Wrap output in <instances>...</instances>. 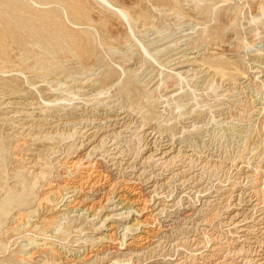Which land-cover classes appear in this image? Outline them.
<instances>
[{"label": "rangeland", "instance_id": "obj_1", "mask_svg": "<svg viewBox=\"0 0 264 264\" xmlns=\"http://www.w3.org/2000/svg\"><path fill=\"white\" fill-rule=\"evenodd\" d=\"M105 1L0 0V264H61L43 242L78 264H215L216 243L253 247L264 236L235 239L261 209L245 196L264 181V0ZM161 145L172 162L144 160ZM124 226L147 244L110 255L102 236Z\"/></svg>", "mask_w": 264, "mask_h": 264}, {"label": "bare ground", "instance_id": "obj_2", "mask_svg": "<svg viewBox=\"0 0 264 264\" xmlns=\"http://www.w3.org/2000/svg\"><path fill=\"white\" fill-rule=\"evenodd\" d=\"M98 1H101V3L103 4V5H105V4H107L106 3V1L105 0H98ZM260 2V1H259ZM259 4V3H258ZM259 13L257 14V15H254V16H252L251 17V21H254V20H257L258 18L257 17H259V16H264V7H261V8H259ZM116 13H118V14H120V15H123L122 14V11H120V10H117L116 11ZM256 24H257V22H256ZM262 29H264V25H261L260 27L259 26H257V27H255V29L254 30H251V33H252V36H253V38H255V37H257L258 36V30H262ZM30 32V31H29ZM28 32V33H29ZM32 33H34V32H32ZM248 34V33H247ZM28 35V34H27ZM262 35H264V34H262ZM4 38V37H3ZM252 38V37H251ZM258 40V39H257ZM259 40H260V38H259ZM255 41V40H254ZM2 42L4 43V41H3V39H2ZM1 43V42H0ZM245 43V42H244ZM2 44V43H1ZM233 44V43H232ZM40 46V45H39ZM234 46V45H233ZM236 46H238V45H236ZM3 48H4V45H3ZM1 49V48H0ZM240 49V48H239ZM2 50V49H1ZM231 50V49H230ZM2 52V51H1ZM40 60V59H39ZM42 61V63H43V59H41ZM35 63V62H34ZM46 63V62H45ZM37 64V63H36ZM35 64V65H36ZM39 65H41V64H39ZM48 65V64H47ZM49 66H50V64H49ZM45 66H43V68H44ZM42 68V67H41ZM212 68L214 69V67L212 66ZM216 68V67H215ZM46 69V68H45ZM48 69V68H47ZM215 71H218V70H215ZM214 73V72H213ZM179 74V73H178ZM215 75V74H214ZM218 76H220V75H218ZM214 77V76H213ZM176 78V77H175ZM166 83V82H165ZM175 85V79H173V80H171L170 82H167V87H173ZM166 86V85H165ZM254 109V108H253ZM255 113V112H254ZM81 119V118H80ZM68 121V120H67ZM71 121V120H70ZM77 122V121H76ZM83 122V121H82ZM67 125V124H66ZM68 126V125H67ZM84 132V131H83ZM91 135V134H90ZM90 138V137H89ZM93 140V139H92ZM91 142V141H90ZM91 144V143H90ZM173 144V143H172ZM171 144V145H172ZM81 145V144H80ZM173 145H175V144H173ZM84 148V147H83ZM92 149H94V148H92ZM79 150V149H78ZM171 149V147H169V146H160L159 148H157V149H155L154 150V152L155 153H153V154H149L148 156H147V158H144V160L146 159V160H151L152 158H154L155 156H158V158H157V160L159 161V160H164V162H163V164H167L168 162H172V160H174V157L175 156H171L170 157V154H172V151H174V150H172ZM179 150V149H178ZM76 151V150H75ZM89 151V150H88ZM80 152V151H79ZM78 152V153H79ZM87 152V151H86ZM186 152V151H185ZM188 152V151H187ZM88 153V152H87ZM177 153V152H176ZM179 153H180V151H179ZM92 154V153H91ZM177 155V154H176ZM184 155H186V154H184ZM183 156V155H182ZM69 157V156H68ZM82 157V156H81ZM191 157V156H190ZM183 158H185V157H183ZM145 160V161H146ZM154 160H155V158H154ZM156 160V161H157ZM178 161V160H177ZM183 161V160H182ZM61 163V162H60ZM88 163V162H87ZM69 164V163H68ZM73 164V167L75 166V167H78V166H80L81 165V160L79 161L78 159L77 160H74V163H72ZM169 164V163H168ZM172 164H174V163H172ZM170 165H171V163H170ZM86 166V165H85ZM88 166V165H87ZM72 167V168H73ZM74 167V168H75ZM166 167V166H165ZM91 170V169H90ZM170 172V171H169ZM184 172V171H183ZM261 172H264V169H262L261 170ZM95 173V172H94ZM86 174V173H85ZM173 175V174H172ZM37 177V176H36ZM194 178V177H193ZM192 178V179H193ZM153 180V179H152ZM182 180V179H181ZM147 181V180H146ZM172 181V180H171ZM86 182H88V181H86ZM98 182V181H97ZM184 182V181H183ZM261 183H260V185H259V187H260V189L259 190H252V191H250V193H249V195H247V196H245L246 197V199H247V201H246V203H250V205L251 204H253V206H252V209H256L257 208V206L258 205H260L259 206V208H261L257 213H258V218H259V220H257V222L256 223H253V225L252 224H250V225H252V226H250V231H247V229L248 228H242V229H245L247 232H246V234H243L242 236H240V237H237L236 239H235V241H238L239 239H242V241H241V243H246L250 238H249V236H251L252 235V233H254L255 232V234L257 233V234H259V236L260 237H258V238H260L261 239V236H264V181H260ZM95 183V182H94ZM179 183H182L181 181L179 182ZM192 183V182H191ZM77 184H80V183H77ZM92 184V183H91ZM83 186H85V184L83 183L82 184ZM66 186V185H65ZM88 186V185H87ZM95 186V184H93V187ZM155 186V185H154ZM58 187V186H57ZM67 187V186H66ZM86 187V186H85ZM84 187V188H85ZM89 187V186H88ZM64 188V187H63ZM62 188V189H63ZM69 188H71V187H69ZM68 188V189H69ZM74 189H76L75 187H73ZM87 188V187H86ZM85 188V189H86ZM92 188V187H91ZM156 188V187H155ZM55 189V188H54ZM57 189H59V191H61L60 190V188L58 187ZM56 189V190H57ZM93 189V188H92ZM106 189V188H105ZM156 190V189H155ZM53 191V190H52ZM70 191V190H69ZM68 191V192H69ZM72 191V190H71ZM70 191V192H71ZM83 191V190H82ZM125 191H127L126 189H125ZM51 192V191H50ZM54 192V191H53ZM56 192V191H55ZM64 192H65V190H64ZM73 192V191H72ZM75 192V191H74ZM104 192V191H103ZM155 191H153V193H154ZM190 192V191H189ZM66 193H67V190H66ZM82 193V192H81ZM131 193V196H130V198L131 199H135V197H132V196H135V194L137 195V193H133V192H130ZM133 193V194H132ZM44 194H45V192H44ZM53 194V193H52ZM57 194V193H56ZM80 194V193H79ZM101 194V193H100ZM108 194V193H107ZM122 194V193H121ZM124 194V193H123ZM160 194V193H159ZM247 194V193H246ZM57 195H59V194H57ZM61 195V194H60ZM67 195H68V193H67ZM72 195V194H71ZM81 195V194H80ZM86 195V194H85ZM111 194H108L107 196H110ZM112 195H113V193H112ZM111 195V196H112ZM128 195V194H127ZM258 195V196H257ZM49 196V195H48ZM48 196L47 197H45V196H43V198H44V200H46L47 198H48ZM70 196V195H69ZM76 196V195H75ZM77 196H78V194H77ZM102 196V195H101ZM126 196V195H125ZM61 197V196H60ZM72 197V196H71ZM83 197V196H82ZM117 199H118V201H120V200H122V201H125L127 198L125 197V198H123L124 196L123 195H116L115 196ZM143 197V196H142ZM149 197V196H148ZM56 198V197H55ZM69 198V197H68ZM76 198V197H75ZM77 198H79V197H77ZM146 198V197H145ZM168 198V197H167ZM50 199V198H49ZM85 199V198H84ZM102 199V198H101ZM124 199V200H123ZM131 199H129V200H131ZM160 199H161V197H160ZM56 200L57 199H55V202H56ZM78 200V199H77ZM107 200H109V199H106V201ZM150 200V199H149ZM51 201H52V197H51ZM83 201V200H82ZM81 201V202H82ZM127 201V200H126ZM165 201V200H164ZM8 202V201H7ZM68 202V201H67ZM80 202V203H81ZM98 202V201H97ZM162 202V201H161ZM182 202V201H181ZM74 203H75V200L74 201H72L71 202V204H73V206H76V205H79V200H78V202L76 203V205H74ZM84 203V202H83ZM82 203V204H83ZM133 204H138V202L137 201H135V202H132ZM131 203V204H132ZM144 203V202H143ZM158 203H160V202H158ZM49 204H51L50 202H49ZM245 204V203H244ZM67 205H70V204H67ZM92 205V204H91ZM159 205V204H158ZM247 205V204H246ZM106 206V205H105ZM249 206V205H248ZM68 207V206H67ZM77 208H78V206H77ZM97 208H101L100 206L99 207H97ZM115 208V207H114ZM142 208V207H141ZM167 208V207H166ZM170 208V207H169ZM200 208H202V207H200ZM142 210V209H141ZM163 210V209H162ZM164 211V210H163ZM112 212V211H111ZM0 213H2V212H0ZM128 213V212H127ZM135 213V212H134ZM252 213V212H251ZM34 214V213H33ZM69 214V213H68ZM7 215V214H6ZM122 216V215H121ZM128 216V215H127ZM104 217H105V215H104ZM160 217V216H159ZM165 217V216H164ZM261 217V218H260ZM2 218V217H1ZM53 218V217H52ZM60 218H62V217H60ZM92 218H93V216H92ZM105 218H107V219H104L105 221H107V220H109V221H111V222H113V223H115L114 221H116L117 220V218H121V217H118V214H117V216L116 215H113V216H111V217H109L108 215L105 217ZM172 218V217H171ZM257 218V219H258ZM49 219V218H48ZM63 219V218H62ZM61 219V220H62ZM66 219V218H65ZM122 219V218H121ZM120 219V220H121ZM167 219V218H166ZM47 220V219H46ZM49 220H53V219H49ZM78 220V219H77ZM66 221H67V219H66ZM69 221V220H68ZM137 221V220H136ZM135 221V225H133V227H135L136 228V226L138 225V224H136V223H138V222H136ZM242 221V220H241ZM240 221V222H241ZM244 221V220H243ZM242 221V222H243ZM246 221V220H245ZM77 222V221H76ZM143 222V221H142ZM241 222V223H242ZM249 222V221H248ZM248 222H247V224H248ZM251 222V221H250ZM253 222V221H252ZM61 223V222H60ZM66 223V222H65ZM69 223H70V221H69ZM103 223H104V221H103ZM150 223H151V221H150ZM244 223V222H243ZM15 223H13V224H11L10 225V227L8 228V229H11V231L13 230V231H18L20 228H22V225L19 223H17V224H15ZM245 224H246V222H245ZM246 224V225H247ZM241 225V224H240ZM118 226V225H117ZM131 226V225H130ZM109 227V230H110V233L113 231V229H112V227L110 228V226H108ZM115 227V226H114ZM165 227V226H164ZM242 227V226H241ZM244 227V226H243ZM249 227V226H248ZM78 228V227H77ZM100 228V227H99ZM147 228V227H146ZM53 229V228H52ZM58 228H56L55 229V231L57 230ZM134 229V228H133ZM81 230V229H80ZM117 230V229H116ZM136 230V229H135ZM245 230L244 231H240L239 233H245ZM9 231V230H8ZM54 231V232H55ZM77 231V230H76ZM129 231H132V227H131V229H129V228H125V226H124V228H121V232H122V235L120 236V237H115V235H114V233H112V234H108V235H106V236H102V238L103 239H106V241L108 242V244L110 245L111 243H113V242H117L116 244L118 245V247H117V249L116 250H114L113 251V248H111V247H104L105 248V250L107 251V252H109V254L111 255V254H115V253H117L118 251H126L127 253L129 252V254H133V253H135L133 250H130V248H132V247H134V244L135 243H139V242H144V244L146 243L147 244V238H145V239H140V238H138V237H131L130 239H127V240H125V238H126V236L129 234V233H131V232H129ZM152 231V230H151ZM238 231V230H237ZM149 232V231H148ZM148 232H146V233H144V234H147L146 236H148V237H152V235H150ZM46 233V232H45ZM52 233V232H51ZM169 233V232H168ZM17 234V233H16ZM53 236V235H52ZM114 236V237H113ZM228 236V235H227ZM238 236V235H237ZM253 236V235H252ZM251 236V237H252ZM256 236V235H255ZM155 237V236H154ZM220 238V237H219ZM255 238V237H254ZM90 239V238H89ZM103 239H102V241H103ZM96 240V239H95ZM99 240V239H98ZM101 240V239H100ZM129 240V243H126L127 241ZM217 240V239H216ZM226 240V239H225ZM262 241H264V238H262L261 239V241L260 240H258V239H254L253 240V242L252 243H249V244H251V245H253V247H251V248H249L248 246V249H246V251H243V249H242V246L241 247H239L238 249H236L235 247H231V249L229 248V250H228V248L226 249L227 250V253L228 254H226V252H225V254L226 255H224V256H222V254H220L221 252H223L224 251V248L225 247H223V245H221V244H214V246H213V248L212 249H210L209 251H210V254H209V256L207 257L208 258V260L209 261H211V262H217V263H215V264H223L224 262L223 261H225L227 258V256H230V255H232V257H234V258H232V261H238V263L237 264H264V250H262V249H264V243H262ZM26 242V241H25ZM35 242V241H34ZM152 242V241H151ZM160 242V241H159ZM211 242V241H210ZM226 242V241H225ZM230 242V241H229ZM38 243V242H37ZM137 243V244H138ZM213 243H215V242H213ZM29 244V246H31L32 245V243L31 242H29L28 243ZM40 244V246L41 247H43V250L45 249L48 253H49V255L51 254V255H53L54 256V261H59L61 264H78L77 262H80L79 260H76L75 261V259H69L68 257H66L65 256V254L63 253V252H61L60 253V251H57V250H55L54 249V247L50 244V243H46V242H43L42 244L41 243H39ZM136 244V245H137ZM211 244V243H210ZM232 243L230 242V244L229 245H231ZM239 244V243H238ZM142 245V244H141ZM208 245V244H207ZM212 245V244H211ZM27 246V245H26ZM175 246V245H174ZM205 246V245H204ZM234 246V245H233ZM238 246V245H237ZM236 246V247H237ZM246 246V245H245ZM28 247V246H27ZM137 247H139L138 245H137ZM28 248H30V247H28ZM38 248V247H37ZM136 248V247H135ZM211 248V247H210ZM235 248V249H234ZM25 249V248H24ZM42 249V248H41ZM69 249V248H68ZM234 249V250H233ZM35 250H37L35 247H33L32 246V248H30V249H27V251L26 252H24V253H22L21 254V256H20V258H21V260L22 261H25L26 263H32V261L33 260H35L36 261V257H35V255H36V253L38 252H35ZM44 250V251H45ZM88 250V249H87ZM225 250V251H226ZM113 251V252H112ZM208 251V252H209ZM78 252V251H77ZM111 252V253H110ZM133 252V253H132ZM175 253V252H174ZM46 254V253H45ZM85 254V253H84ZM137 254V253H136ZM41 255H42V253H41ZM40 255V256H41ZM90 255V254H89ZM88 255V256H89ZM53 256H52V258H53ZM91 256V255H90ZM175 256V255H174ZM38 257V256H37ZM42 257H44V256H42ZM42 257H41V260H42ZM81 257V256H80ZM95 257V256H94ZM229 258V257H228ZM81 259H82V257H81ZM89 259V258H88ZM206 259V258H205ZM222 260V262H218V260ZM38 260V259H37ZM40 260V261H41ZM87 260V259H86ZM204 260V259H203ZM229 260V259H228ZM240 260V261H239ZM128 261V260H127ZM143 261V260H142ZM227 261V260H226ZM82 262V261H81ZM84 262V261H83ZM138 262V261H137ZM230 262V261H229ZM33 263H35L34 261H33ZM38 263V262H37ZM41 263V262H40ZM86 263V262H85ZM85 263H83V264H85ZM139 263V262H138ZM236 263V262H235ZM44 264V263H43ZM48 264V263H47ZM58 264V263H57ZM111 264H124V261H121V260H119V259H117V258H114L113 260H112V263ZM212 264V263H211ZM229 264V263H228ZM232 264H234V263H232Z\"/></svg>", "mask_w": 264, "mask_h": 264}]
</instances>
